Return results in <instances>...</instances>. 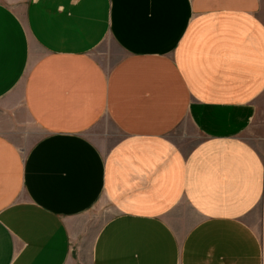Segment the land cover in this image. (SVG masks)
<instances>
[{
	"label": "crops",
	"instance_id": "obj_1",
	"mask_svg": "<svg viewBox=\"0 0 264 264\" xmlns=\"http://www.w3.org/2000/svg\"><path fill=\"white\" fill-rule=\"evenodd\" d=\"M84 249L264 264V0H0V264Z\"/></svg>",
	"mask_w": 264,
	"mask_h": 264
},
{
	"label": "rangeland",
	"instance_id": "obj_2",
	"mask_svg": "<svg viewBox=\"0 0 264 264\" xmlns=\"http://www.w3.org/2000/svg\"><path fill=\"white\" fill-rule=\"evenodd\" d=\"M17 116L19 120L14 121L12 123L11 136L23 148H26L38 135V133L34 132L37 131L38 129L30 120L24 109L19 110ZM26 129H29L34 133H30V136H25V134H23L22 131ZM112 212L113 209L111 205L108 202H102L100 207H96L91 212L89 219L91 221L92 226L93 227L99 226L101 223H103L104 220H106L107 216H109ZM87 243H88V239L85 241L84 245L87 246ZM80 258H81L80 264H89V250L88 249L82 250Z\"/></svg>",
	"mask_w": 264,
	"mask_h": 264
}]
</instances>
